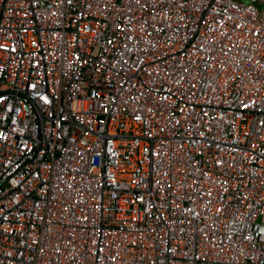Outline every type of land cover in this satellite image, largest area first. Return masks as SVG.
Wrapping results in <instances>:
<instances>
[{
  "label": "built area",
  "instance_id": "built-area-1",
  "mask_svg": "<svg viewBox=\"0 0 264 264\" xmlns=\"http://www.w3.org/2000/svg\"><path fill=\"white\" fill-rule=\"evenodd\" d=\"M264 0H0V264H264Z\"/></svg>",
  "mask_w": 264,
  "mask_h": 264
},
{
  "label": "rangeland",
  "instance_id": "rangeland-1",
  "mask_svg": "<svg viewBox=\"0 0 264 264\" xmlns=\"http://www.w3.org/2000/svg\"><path fill=\"white\" fill-rule=\"evenodd\" d=\"M261 7L264 9V5H261Z\"/></svg>",
  "mask_w": 264,
  "mask_h": 264
}]
</instances>
